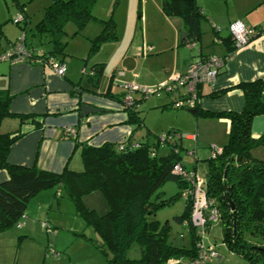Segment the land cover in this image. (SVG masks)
I'll use <instances>...</instances> for the list:
<instances>
[{
  "label": "trees",
  "instance_id": "obj_1",
  "mask_svg": "<svg viewBox=\"0 0 264 264\" xmlns=\"http://www.w3.org/2000/svg\"><path fill=\"white\" fill-rule=\"evenodd\" d=\"M97 0H52L44 16L37 23L40 33L50 35L53 49L45 51L58 56L64 52L67 42L63 41L65 27L74 22L80 31L93 18V8ZM21 9L25 10L23 5ZM162 12L167 17L179 16L188 32L185 41H200L201 19L204 16L197 0H162ZM28 16V14L26 13ZM19 24L24 30L29 26ZM116 38L115 24L103 21V28L92 39L90 53L105 40ZM104 72V63L92 66V78H99ZM245 95L242 111H202L197 114L226 117L230 120V132L223 151L208 159V196L215 201L223 227V242L229 250L248 259L249 264H264V159L253 155V150L264 144V134L259 138L252 135V122L256 115L264 114V81L261 79L243 81L237 85ZM124 104L112 91L107 92ZM144 96L135 98L133 105L124 108L129 112V120L138 126L143 122L139 109ZM12 96L0 89V170L8 172V178L0 182V232L13 226L28 207L30 200L39 192L57 187L56 195L61 196L66 189L75 203L79 214L92 226L103 242L108 245L111 257L107 264H170V259L192 260L197 256V230L190 226L192 245L189 248L174 245L166 230L158 227L151 214L159 205L172 203L177 196L163 200L160 204L152 200V195L168 179L178 181L181 191L184 181L172 173L181 157V142L178 150L171 149L165 155L159 154V143L139 142L132 150L118 149V144L105 143L95 147L83 145V170L66 167L62 172H54L39 167L12 163L9 153L12 145L23 134L3 132L1 123L10 110ZM22 121L27 116L20 115ZM169 132H180L171 130ZM76 136H74L75 138ZM130 143V142H128ZM95 189H101L109 203V210L99 215L88 208L83 196ZM192 202L186 199L185 210L177 216L178 221L190 220ZM209 223L208 230L210 228ZM250 233L251 238L246 237ZM83 234V233H82ZM91 242L96 239L89 238ZM133 242L141 249L139 259L126 256ZM98 243V242H97ZM99 246H104L102 243Z\"/></svg>",
  "mask_w": 264,
  "mask_h": 264
},
{
  "label": "rangeland",
  "instance_id": "obj_2",
  "mask_svg": "<svg viewBox=\"0 0 264 264\" xmlns=\"http://www.w3.org/2000/svg\"><path fill=\"white\" fill-rule=\"evenodd\" d=\"M51 3L52 0H0V56L11 48L13 40L20 39L24 33L27 36V46L32 44L40 50L53 49L50 35L40 33L36 26ZM161 4L162 0H97L93 8L95 18L84 28L77 31L74 22L66 25L63 41L67 45L64 52L57 54L65 56L67 62L70 59H74L78 65L82 62L78 73L79 76H84L85 81L91 65L101 61L106 63L103 75L105 87L112 77L114 90L126 91L124 83L145 87L149 92L140 102L145 124L136 126V140L157 143L163 133L173 129H181L180 132L185 135L196 134L195 139H182L181 157L188 169L196 171L200 178L206 180L208 159L214 146L222 147L218 144L219 140L214 142L211 137L212 127L206 121L210 117L194 113L187 107H174L171 96L166 91H158L162 83L174 75L167 80L153 82L157 75L164 72V65L173 59L172 39L174 31L178 33L180 22L179 16L166 17L162 13ZM20 5L24 6L30 20L26 30L15 22L21 11ZM109 20L115 24L116 38L103 41L90 53V39H95L103 28V21ZM157 47L165 48L166 51L153 53ZM4 62L8 63L0 59V64ZM47 66L52 69L50 65ZM122 75L125 76L121 77ZM159 149L160 155L169 152V148L164 146ZM189 150H194V153ZM57 189L55 187L42 191L43 194H50L48 203L41 216L34 217L35 223L28 231L23 230L27 226L21 217L13 226L0 232V264L108 263V258L112 256L108 245L79 214L68 191L64 189L62 195L57 196ZM180 191L177 180L168 179L163 182L152 195V200L160 204L163 200L177 197L172 203L159 205L151 214V219L156 221L158 227L167 231L169 240L174 245L189 248L192 245L190 225L186 223L187 220L178 221L176 218L183 214L186 206V198L180 195ZM83 202L99 215H104L110 208L101 189L85 194ZM196 230L206 246H214L218 251L212 264H249L247 258L229 250L223 242V227L219 222H214L210 231H205L202 226ZM245 235L253 239L250 233ZM89 238L96 241L91 242ZM97 242L104 246H99ZM126 256L130 259L140 258L141 249L137 242L131 244Z\"/></svg>",
  "mask_w": 264,
  "mask_h": 264
},
{
  "label": "crops",
  "instance_id": "obj_3",
  "mask_svg": "<svg viewBox=\"0 0 264 264\" xmlns=\"http://www.w3.org/2000/svg\"><path fill=\"white\" fill-rule=\"evenodd\" d=\"M197 3L204 15L201 19L200 41H185L189 34L181 37L186 29L180 18L178 33L174 31L172 39L173 59L164 65V72L157 75L153 82L167 80L177 73L185 72L193 61L202 56L227 53L234 46L229 26L241 20L256 26L260 33L235 52L234 58L225 63L214 81L200 85L197 107L210 112L242 111L245 95L237 85L243 81H264V0H197ZM162 51L166 49L157 47L152 52L160 54ZM57 57L67 65L65 76L57 75L49 66L42 64H11L9 61L0 64V89L12 96L10 110L13 112V115L3 119L1 130L23 134L11 147L9 160L12 163L26 166L36 163L39 167L54 172H62L66 167L80 171L84 165L82 147L85 144L99 147L105 143L143 142L136 140L137 124L129 120V112L124 108L123 102L107 94L112 91L121 98L124 91L114 90L113 77L107 87L104 86L105 62L93 63L85 81L84 76H79L78 73L82 62L78 65L74 59L67 62L65 56ZM86 63L87 61L84 62L85 67ZM97 63H104V72L95 79L91 77L92 66ZM135 94L140 97L139 93ZM83 103L91 104L98 111L83 115ZM138 108L142 110L140 104ZM20 115H26L27 118L22 121ZM207 117H210L206 121L212 127L213 141L219 140L218 144L223 147L229 139L230 120L219 116ZM143 124L144 120L140 126ZM68 126L76 128L75 138L67 133ZM251 129L255 138L264 134V114L254 117ZM253 155L264 159V144L257 146ZM7 178V170L1 169L0 182ZM49 196L50 194H43L41 191L30 200L25 211L26 217L23 218L27 227L23 230L28 231L35 223L34 217L41 216ZM212 226L213 223L209 231Z\"/></svg>",
  "mask_w": 264,
  "mask_h": 264
},
{
  "label": "built area",
  "instance_id": "obj_4",
  "mask_svg": "<svg viewBox=\"0 0 264 264\" xmlns=\"http://www.w3.org/2000/svg\"><path fill=\"white\" fill-rule=\"evenodd\" d=\"M15 22L17 24L28 23V16L25 10L21 9ZM229 29L234 41V46L231 50L224 55L202 56L200 59L193 61L184 73L174 75L173 78L163 82L158 88V91H166L171 96L172 106L195 109L199 103L200 85L214 81L225 63L234 58L235 52L249 44L260 33L256 26L248 25L241 20L231 23ZM0 59L9 61L11 64L31 62L50 65L59 76H65L67 72V65L62 59L44 50L27 46L25 33L20 39L13 42L11 48L1 55ZM123 88L126 89L123 100L126 106L133 105L136 98L135 92H139L140 96L144 97L149 92L145 87L137 84L124 83ZM66 131L69 135L76 136L77 130L75 127L68 126ZM186 137L195 139L196 134L188 133L185 135L182 132H166L160 136L158 143L160 147L164 146L178 150V143ZM139 145V142L128 143L125 141L118 143V149L120 151L132 150ZM222 151V147L214 146L211 157H215ZM189 152L194 153V150H189ZM172 173L184 181L181 194L192 202L190 220H187L186 223L195 228L202 226L205 231H208L209 223L219 222L221 214L219 208L215 205V201L208 196L205 179L200 178L196 171L188 169L183 161H179L174 165ZM24 217H26V214H23L22 218ZM196 247L198 253L194 259L187 262L184 259H170L168 262L170 264H210L211 260L218 255V251L214 246H206L204 244L202 236H198Z\"/></svg>",
  "mask_w": 264,
  "mask_h": 264
},
{
  "label": "water",
  "instance_id": "obj_5",
  "mask_svg": "<svg viewBox=\"0 0 264 264\" xmlns=\"http://www.w3.org/2000/svg\"><path fill=\"white\" fill-rule=\"evenodd\" d=\"M188 35V32L186 31H183L181 33V37L183 38L184 36ZM95 111H98L97 108L93 107L91 104L89 103H83L82 106H81V113L83 115H88L90 112H95ZM190 111L192 112H196V110L194 108L190 109ZM98 245H101V242H98Z\"/></svg>",
  "mask_w": 264,
  "mask_h": 264
}]
</instances>
